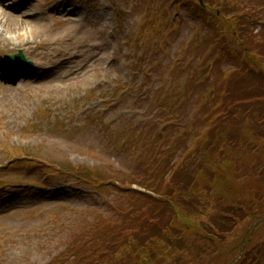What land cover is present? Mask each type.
<instances>
[{
  "label": "rangeland",
  "instance_id": "374dc122",
  "mask_svg": "<svg viewBox=\"0 0 264 264\" xmlns=\"http://www.w3.org/2000/svg\"><path fill=\"white\" fill-rule=\"evenodd\" d=\"M135 2L0 0V34L10 40L0 45V63L7 53L22 49L32 61L30 67H36L16 74L0 67V264L48 263L71 238L72 210L110 207L115 189L120 190L115 182L95 190L66 182L46 167L68 162L86 174L93 168L92 179L95 169L109 176L126 174L131 144L115 135L136 121H149L148 102L153 105L155 95L143 79L151 83L161 75L171 76L182 84L180 71L169 74L170 46L159 66L150 70L163 44L156 40L151 48L147 35L139 36L143 39L136 51L126 43L133 25L140 27L144 21L142 2ZM160 7L171 28L170 33L162 32L163 38H174V47L195 25L204 34L208 31L195 9L180 6L176 13L172 6ZM23 13L34 19L20 16ZM150 49L155 57L138 67L139 54L150 56ZM232 64L228 59L223 66ZM223 164L215 156L210 159L215 179ZM177 201L188 218L198 222L192 199ZM170 260L166 255L158 258L163 264Z\"/></svg>",
  "mask_w": 264,
  "mask_h": 264
},
{
  "label": "trees",
  "instance_id": "16d2710c",
  "mask_svg": "<svg viewBox=\"0 0 264 264\" xmlns=\"http://www.w3.org/2000/svg\"><path fill=\"white\" fill-rule=\"evenodd\" d=\"M213 8L220 11V15L228 17V24L230 27L231 38L229 40V46L234 56L235 61L239 63L236 70L233 71L234 75L227 77V82L224 84V89L228 87H234V90H230L223 94L224 100L229 101L233 92L237 93L236 102L243 105L245 99V106L242 111H247L244 115L242 112L238 114L237 111L227 112L225 117L231 120L227 126L223 129L213 128L211 138L214 142H211L206 147L208 140L207 131L199 145H202L203 150L215 151L219 146L227 145L231 153H236L239 162H246L245 158L251 154L250 150L253 147L259 148L260 137L264 134V38H245L244 36L252 33V26L258 20H260L261 12H253L256 10L257 4L262 6L264 0H207ZM247 5L249 7H247ZM251 5V6H250ZM251 29V30H250ZM238 36V38H234ZM257 36V35H256ZM249 82L247 85L239 86L241 82ZM248 94L246 98L242 96ZM249 116L252 126H256L260 133H254L252 136L244 128H242L243 120ZM220 129V130H219ZM219 145V146H218ZM198 159L195 162H199L202 159L201 153L196 156ZM194 162V161H193ZM236 162L233 170L234 176L238 178V181L245 182V177L251 180L253 187L259 191V196L252 198H245L243 201H233L230 204L224 203L222 196L217 193L215 187L211 182L203 180L201 182L194 172L186 171L177 180L178 193L182 194L184 198L193 197L194 209L196 212L205 210L207 206L213 207L212 214L216 223H213V230L209 228L207 231L198 229L196 225L192 224L188 219V213H179V208L172 205V198L168 193L166 195L167 205L171 208H165L164 212L161 210L155 214L150 213L151 222L146 223L144 229L143 224H140V231L137 233V238L128 247H123L121 244H116L115 239L112 241L113 252L117 249L120 251L127 250L133 253L134 250L140 251L141 246L146 245L149 251H140L139 256H149L150 264L155 259L154 251L156 247H159L161 241L170 242L175 236H179L182 233L187 234L189 230L196 232L201 239L205 241L199 246L195 245H183V242L176 241L169 246L164 245L163 249L172 254L176 264H187V260L191 258L189 264H194L197 259L205 251L202 250L204 246L210 243L212 238H222L224 234L230 230L232 222L235 219L238 221H246L249 217H252V209L256 206L262 205V199L264 197V162L256 161L254 165L246 163L244 164ZM198 163L196 170L201 168ZM195 170V171H196ZM191 190H186L189 188ZM256 190L253 188L252 195ZM215 199V203L212 204V200ZM203 213V212H202ZM122 237L118 239H124L126 241L133 239L129 237L128 233H121ZM139 242V244H138ZM138 245V247H137ZM201 250V251H200ZM129 253L128 257L131 264H143L139 261L132 262L133 258ZM116 253L108 255L110 258L107 261L108 264H112V259ZM258 258V251L251 249L246 251L243 259L244 263L241 264H262ZM128 260V259H127ZM84 264V263H81ZM85 264H92L91 262Z\"/></svg>",
  "mask_w": 264,
  "mask_h": 264
},
{
  "label": "bare ground",
  "instance_id": "6f19581e",
  "mask_svg": "<svg viewBox=\"0 0 264 264\" xmlns=\"http://www.w3.org/2000/svg\"><path fill=\"white\" fill-rule=\"evenodd\" d=\"M1 15V14H0ZM11 18V17H10ZM12 19V18H11ZM29 19H33L32 17H30ZM13 21V19H12ZM10 42L9 39H6L5 37H3L1 34H0V45H6Z\"/></svg>",
  "mask_w": 264,
  "mask_h": 264
}]
</instances>
